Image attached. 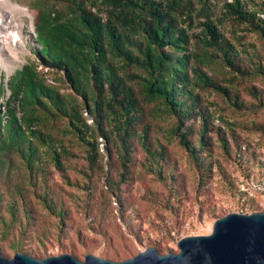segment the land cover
<instances>
[{
	"label": "rangeland",
	"instance_id": "374dc122",
	"mask_svg": "<svg viewBox=\"0 0 264 264\" xmlns=\"http://www.w3.org/2000/svg\"><path fill=\"white\" fill-rule=\"evenodd\" d=\"M12 1L24 6L33 21L40 8L73 14V0ZM199 1L194 0L198 13L207 11L236 50L231 67L220 57L204 64L203 70L222 89L192 84L195 109L201 114L194 112L175 130L177 114L160 100L144 97L140 78L125 76L137 101L125 150L112 119L101 125L107 139L97 136L91 149L92 116L83 113L87 126L76 131L66 116L55 111L44 118L41 113V129L52 144L35 142L39 160L31 174L15 152L10 178L0 184L2 256L19 252L41 259L68 253L82 261L93 254L122 261L147 247L159 254L177 253L180 238L208 234L217 218L264 209L255 200L242 201L236 188L241 177L264 176V35L255 27L260 21H242L226 11L231 0H202L205 6ZM244 1L245 9L264 19L259 15L264 14V0ZM203 19L195 14L190 31L198 32ZM192 43L199 54L200 43ZM31 46L24 49L23 63L34 57ZM9 66L8 73L0 66L7 80L17 69ZM38 69L48 82L55 79L59 92L81 109L80 97L59 72ZM127 72L141 71L129 67ZM6 99L3 90L1 106ZM180 133L188 148L180 143ZM49 145L58 150L60 166L52 160Z\"/></svg>",
	"mask_w": 264,
	"mask_h": 264
},
{
	"label": "trees",
	"instance_id": "16d2710c",
	"mask_svg": "<svg viewBox=\"0 0 264 264\" xmlns=\"http://www.w3.org/2000/svg\"><path fill=\"white\" fill-rule=\"evenodd\" d=\"M199 2L205 6V1ZM245 3L226 1V11L242 21L258 19L255 27L264 35V19L257 17L256 11L245 9ZM73 6V14L68 15L38 9L34 25L40 45L32 50L33 59L7 80L9 95L0 105V184L10 178L15 152L25 160L31 174L38 168L35 142L52 144L41 129V113L44 118L46 113L66 116L76 131L87 126L83 113L92 116L95 133L89 142L91 149L97 144V136L107 139L108 132L101 125L103 120L112 119L120 148L125 150V138L137 109L136 95L125 76L140 78L144 97L160 100L168 111L177 114V130L194 112L200 113L195 109L192 84L222 89L203 70L204 64L217 57L230 67L233 64L235 48L207 11L202 8L198 13L194 0H73ZM260 7L264 11V3ZM195 14L204 19L199 21L200 30L193 33L190 29ZM193 40L201 45L199 54L194 52ZM39 65L61 74L63 82L80 97L81 109L59 92L55 79L47 81ZM129 67L141 72L126 73ZM202 130L203 144L206 121ZM180 143L185 148L190 146L184 133H180ZM50 153L60 166L58 150L50 148Z\"/></svg>",
	"mask_w": 264,
	"mask_h": 264
},
{
	"label": "water",
	"instance_id": "95a60500",
	"mask_svg": "<svg viewBox=\"0 0 264 264\" xmlns=\"http://www.w3.org/2000/svg\"><path fill=\"white\" fill-rule=\"evenodd\" d=\"M177 247V253L166 254L147 247L122 261L93 254L81 261L68 253L38 259L16 252L11 258L0 254V264H264V209L227 213L213 222L208 234L184 236Z\"/></svg>",
	"mask_w": 264,
	"mask_h": 264
},
{
	"label": "built area",
	"instance_id": "2783aa9c",
	"mask_svg": "<svg viewBox=\"0 0 264 264\" xmlns=\"http://www.w3.org/2000/svg\"><path fill=\"white\" fill-rule=\"evenodd\" d=\"M16 3V2H14ZM12 0H0V39L7 41V45L16 47L14 50L5 49L2 52L4 62L14 64V67L20 68L25 62L24 49L26 45L33 44V48L38 47L36 44V31L33 21V16L26 9L25 14H21L14 10ZM264 18V14H259ZM33 49H31L32 51ZM30 51V49H29ZM15 54V55H14ZM0 66L1 58H0ZM42 68V66H40ZM46 70V68H45ZM0 86L4 90L6 98L9 95L7 88V76L1 77ZM238 197L242 201H257L261 206H264V176H250L247 178L241 177L236 183Z\"/></svg>",
	"mask_w": 264,
	"mask_h": 264
},
{
	"label": "bare ground",
	"instance_id": "6f19581e",
	"mask_svg": "<svg viewBox=\"0 0 264 264\" xmlns=\"http://www.w3.org/2000/svg\"><path fill=\"white\" fill-rule=\"evenodd\" d=\"M14 3V2H13ZM14 10L18 11L19 13L21 14H25L27 11L25 9L24 6L18 4V3H14ZM17 47V46H16ZM16 47H13V46H9L7 45V41H4L2 39H0V58H1V65L2 67L7 71V73L9 72V70L11 69V66H9L10 64L9 63H6L4 62V60L2 59L3 58V54L1 51L5 50V49H8V50H14L16 52L17 48ZM15 55V54H14ZM9 64V65H8ZM9 69V70H8ZM211 231V230H210Z\"/></svg>",
	"mask_w": 264,
	"mask_h": 264
}]
</instances>
